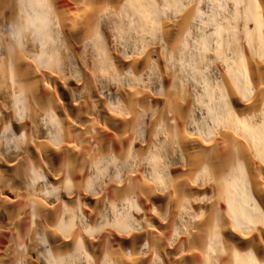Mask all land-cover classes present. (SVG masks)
<instances>
[{
	"label": "bare ground",
	"instance_id": "bare-ground-1",
	"mask_svg": "<svg viewBox=\"0 0 264 264\" xmlns=\"http://www.w3.org/2000/svg\"><path fill=\"white\" fill-rule=\"evenodd\" d=\"M0 264H264V0H0Z\"/></svg>",
	"mask_w": 264,
	"mask_h": 264
},
{
	"label": "clouds",
	"instance_id": "clouds-1",
	"mask_svg": "<svg viewBox=\"0 0 264 264\" xmlns=\"http://www.w3.org/2000/svg\"><path fill=\"white\" fill-rule=\"evenodd\" d=\"M29 7L32 9V16L30 17V22L33 25L39 24L42 22V15L39 10L43 9L44 5L42 3H33Z\"/></svg>",
	"mask_w": 264,
	"mask_h": 264
}]
</instances>
